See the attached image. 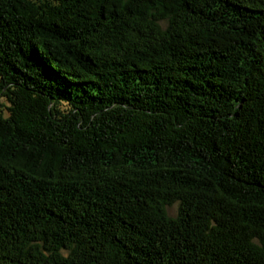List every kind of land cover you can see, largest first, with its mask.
<instances>
[{
  "label": "trees",
  "instance_id": "obj_1",
  "mask_svg": "<svg viewBox=\"0 0 264 264\" xmlns=\"http://www.w3.org/2000/svg\"><path fill=\"white\" fill-rule=\"evenodd\" d=\"M0 264H264V0H0Z\"/></svg>",
  "mask_w": 264,
  "mask_h": 264
},
{
  "label": "rangeland",
  "instance_id": "obj_2",
  "mask_svg": "<svg viewBox=\"0 0 264 264\" xmlns=\"http://www.w3.org/2000/svg\"><path fill=\"white\" fill-rule=\"evenodd\" d=\"M176 212H178V206L177 205H173L171 207L168 208V215L169 216H175L176 215Z\"/></svg>",
  "mask_w": 264,
  "mask_h": 264
}]
</instances>
